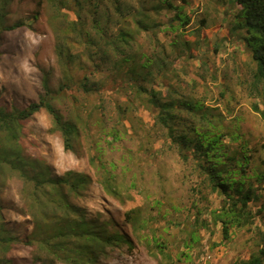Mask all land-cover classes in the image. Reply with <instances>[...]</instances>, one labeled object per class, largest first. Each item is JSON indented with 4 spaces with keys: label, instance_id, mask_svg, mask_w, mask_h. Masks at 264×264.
Returning <instances> with one entry per match:
<instances>
[{
    "label": "trees",
    "instance_id": "16d2710c",
    "mask_svg": "<svg viewBox=\"0 0 264 264\" xmlns=\"http://www.w3.org/2000/svg\"><path fill=\"white\" fill-rule=\"evenodd\" d=\"M46 1L55 10L59 32L65 34L56 46L62 80L54 90L44 74V91L37 101L24 108H0V192L10 181L21 182L18 211L32 226L24 238L14 235L0 201V264H15L9 253L16 243L32 248L33 259L40 264H98L107 248L132 247L113 219L102 220L101 213L90 217L72 203L73 197L86 196L90 175L73 170L58 175L44 159L25 153L21 143L24 122L40 111L51 116L50 132L61 133L66 150L86 146L103 191L122 202L132 196L116 184V161L105 155L116 150V144L126 146V137L141 142L140 153L130 150L121 155L131 189L146 187L142 182L145 170L140 169V175L137 172L138 154L148 160V166L170 154L186 166V203L184 198L166 203L157 198L153 204L159 217H144L141 208L126 215L135 230H148L154 246L170 259L167 264L190 256L183 251L175 263L165 253L162 231L169 233L176 226L185 234L179 241L184 249L197 244L198 227L208 224L202 215L208 210L204 201L210 193L221 197V206L212 216L214 223L221 224L225 240L238 229L255 237L251 256L234 264H264V230L257 221L264 212V205L258 206L264 172L251 167L244 135L232 132L225 122L229 107L224 113L219 106L208 105L206 97L196 95L198 84L186 83L184 63L201 46L202 30H195L198 35L191 41L181 36L192 23V14L185 12L190 0ZM231 5L235 12L229 32L248 52L253 64L247 71L248 88L264 107V0H231ZM205 26V19L200 20L199 27ZM162 36L171 38L167 42L170 52ZM58 102L67 105L58 108ZM253 107L264 120V108ZM140 108L151 122L137 115ZM154 175L162 179L159 171ZM166 217L169 220L163 226ZM187 219L189 229L180 222Z\"/></svg>",
    "mask_w": 264,
    "mask_h": 264
},
{
    "label": "rangeland",
    "instance_id": "374dc122",
    "mask_svg": "<svg viewBox=\"0 0 264 264\" xmlns=\"http://www.w3.org/2000/svg\"><path fill=\"white\" fill-rule=\"evenodd\" d=\"M62 12L75 18L69 10L63 9ZM185 12L192 14V23L188 31L181 34L182 38L194 40L198 35L195 30L202 29L199 33L201 48L193 50L192 59L184 63V69L188 73L185 76L188 80L186 83L198 84L196 95L206 97L208 105L215 104L224 113L225 108L229 107L225 122L229 123L232 132L244 135L243 139L248 142L247 152L251 167L264 172V120L253 107L254 104L262 107V103L250 94L248 88L247 71L253 69L248 52L241 41L233 39L229 32L235 12L231 0H190ZM54 15V8L46 0H0V108H24L37 101L44 91V74H48L52 89L59 87L62 73L56 46L65 34L59 32L60 25L54 20ZM86 17L83 14V18ZM202 19L206 21L205 28L199 27ZM162 39L170 52L171 47L167 42L171 38L162 36ZM203 77L206 78L205 81H202ZM189 89L188 87L187 90ZM66 105L63 102L57 104L58 108L63 109ZM68 112L65 109V113ZM137 115L144 121L151 122L150 115L143 109L140 108ZM52 126V118L46 111H40L25 121L21 138L25 153L44 159L58 175L70 170L90 175L92 182L86 196L73 197L72 203L86 210L90 217L101 213L98 216L100 219H113L117 228L132 241V247L123 244L107 248L98 264H167L170 259H166L165 254L154 246L148 230H135L126 215L133 209L141 208L144 217H159L158 209L153 204V200L157 198L162 203L169 199L176 202L184 198L183 203H186L188 181L183 178L188 173L186 166L176 155L171 154L160 157L152 166H148V160L143 161L138 154L135 160L137 172L139 174L140 169L145 170L142 182L147 188L139 186L131 189L128 187V177L122 170L125 163L121 161V155L130 150L140 153L138 148L141 142L137 139L131 142L126 137V146L120 147L116 144V150L107 151L105 155L107 159L116 161V184L132 196V199L124 198L122 202L103 191L99 184L100 177L95 175L89 164L86 146L76 145L74 150H66L61 133L50 132ZM229 138L230 136L227 138L228 142ZM231 145L236 148L239 144L231 142ZM157 171L162 179L154 175ZM20 189V181H10L0 192V201L5 207L4 215L9 228L14 235L24 238L30 233L32 226L29 218L18 211ZM148 194L150 198L147 197ZM259 194L260 207L264 205V186ZM204 205L208 210L204 212L202 219L208 220V224L198 227V243L184 249L183 242L179 241L185 234L181 235L180 230L174 226L169 233L162 231L167 247L165 253H170L175 263L183 251L190 256L183 257L176 264H234L241 259H248L255 249L254 235L245 229H238L232 233L230 239L225 240L221 224L214 223L212 216V212L221 206V197L210 193ZM168 220L167 217L162 219V225ZM187 220L189 222H180L189 229L191 222ZM257 221L264 230V212ZM151 227L153 229L155 226ZM32 252V248L25 244L16 243L11 248L9 257L15 264H40L34 261Z\"/></svg>",
    "mask_w": 264,
    "mask_h": 264
}]
</instances>
